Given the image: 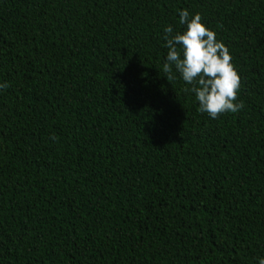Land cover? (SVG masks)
<instances>
[{"label":"trees","instance_id":"trees-1","mask_svg":"<svg viewBox=\"0 0 264 264\" xmlns=\"http://www.w3.org/2000/svg\"><path fill=\"white\" fill-rule=\"evenodd\" d=\"M180 9L228 48L237 112L163 73ZM0 83V264L264 255V0H0Z\"/></svg>","mask_w":264,"mask_h":264},{"label":"clouds","instance_id":"clouds-1","mask_svg":"<svg viewBox=\"0 0 264 264\" xmlns=\"http://www.w3.org/2000/svg\"><path fill=\"white\" fill-rule=\"evenodd\" d=\"M182 30L164 27V47L167 49L162 64L165 74L173 70L194 94L198 110L216 118L224 112L235 113L243 107L236 99L240 77L231 63L226 45L207 27L198 12L178 10ZM166 78V77H165ZM6 83H0V89ZM256 264H264V255L256 257Z\"/></svg>","mask_w":264,"mask_h":264}]
</instances>
